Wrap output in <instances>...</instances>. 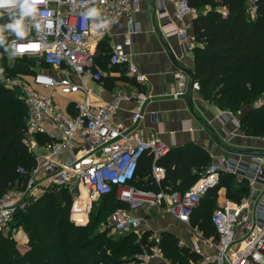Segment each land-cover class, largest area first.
<instances>
[{
  "label": "built area",
  "instance_id": "built-area-1",
  "mask_svg": "<svg viewBox=\"0 0 264 264\" xmlns=\"http://www.w3.org/2000/svg\"><path fill=\"white\" fill-rule=\"evenodd\" d=\"M94 7L100 9L101 23L110 22L109 27L121 16L130 25L133 22L130 0H44L34 14L24 19V37H17L11 30L3 37L8 57L34 59L39 68L29 75L16 76L13 85L10 78L6 79L9 86L17 88L26 108L27 136L22 142L35 157V164L29 169L18 166L16 170L23 179L16 180L0 195V246L4 238L15 239L13 220L26 211L32 200L55 187L63 188L71 197L69 216L77 224L88 219L93 203L106 197L113 196L127 205L115 207L107 217L109 227L121 233L151 231L149 223L130 213L141 207L162 205L177 220L189 222L201 198L215 188L223 173L246 179L250 187L257 182L264 186L262 157L250 155V160H244L237 154L212 161L184 191H154L133 185L143 154L151 155V177L159 183L165 174L159 160L168 154L171 146L158 136L145 137L136 129L142 118L140 107L152 101L151 92H118L109 102H93L94 89L87 81H99L103 76L89 46L96 27L88 12ZM191 9L188 0H175L172 20L161 25L164 34L177 36L185 54L192 46L188 42V26L182 22ZM255 11V1L249 0L247 14L252 17ZM158 14L165 16L167 12L163 9ZM135 33L136 28L130 27L124 38L111 46L108 65L126 63L127 76L141 83L146 81V76L129 61L127 52ZM174 79L171 96L176 98L185 93L190 77L177 69ZM191 89H200L196 79ZM77 93L83 97L69 101L71 110L63 108L55 97L59 94L69 98ZM122 100L136 103L130 125L116 120ZM258 101L264 102V96ZM227 114L239 126L238 118L231 111ZM36 135L48 140L39 142ZM210 221L214 235L206 236L202 230L194 229L196 237L190 243V251L215 264H264V195L254 209L249 208L246 200L234 202L225 198L211 213ZM154 238L159 241L160 234ZM202 245L212 251L204 252ZM151 257L152 253L142 250L134 259L121 264H149Z\"/></svg>",
  "mask_w": 264,
  "mask_h": 264
},
{
  "label": "trees",
  "instance_id": "trees-1",
  "mask_svg": "<svg viewBox=\"0 0 264 264\" xmlns=\"http://www.w3.org/2000/svg\"><path fill=\"white\" fill-rule=\"evenodd\" d=\"M254 1L256 11L253 18L246 12V0H188V3L198 7L206 2L211 5L206 14H199L192 20L195 41L193 72L200 85L199 92L221 109L237 114L245 135L261 137L264 136V102L254 103L264 96V0ZM219 3L226 8V15L215 9ZM8 20V13L3 12L0 25ZM105 43V40L99 43L97 57L94 54L96 62L107 58L108 63L110 49H105ZM5 46V40L0 39V69L3 70L0 72V195L16 180L23 179L16 170L18 166L29 169L35 164V157L22 142L26 135V108L17 88L6 83L11 76L33 72L35 60L17 58L10 66ZM35 139L39 142L48 140L41 135H36ZM209 160V155L191 142L171 147L159 160L165 174L157 184L150 173L151 155L143 154L132 183L154 191H184L205 170L203 164L208 166L211 163ZM15 161L19 164L15 165ZM229 181L236 182L233 174H221L215 188L209 190L195 208L201 214L196 225L206 236L215 233L209 210L216 202L217 190L220 184L227 185ZM238 185L228 193H248L245 179H241ZM228 198L234 202L241 200ZM70 204L71 197L59 187L32 200L19 221L26 234V248L23 252L18 251L14 240L2 239L0 264H121L134 259L136 251L142 250L139 247L145 244V237L133 242L131 234L115 237L108 236L106 231H95L108 206H111L108 215L117 206L127 207L113 196L100 201L86 224L74 225L69 220ZM160 241H163L162 245L159 244L162 252L172 260H180V255L191 259L200 257L190 249L178 246L170 234L161 233Z\"/></svg>",
  "mask_w": 264,
  "mask_h": 264
},
{
  "label": "crops",
  "instance_id": "crops-1",
  "mask_svg": "<svg viewBox=\"0 0 264 264\" xmlns=\"http://www.w3.org/2000/svg\"><path fill=\"white\" fill-rule=\"evenodd\" d=\"M130 2L133 4L132 24L127 22L125 16H121L115 19L105 31L95 28L96 33L90 38L89 46L97 57L99 43L102 40L106 42L107 48L105 49H110L114 43L120 42L124 38L130 27L136 28L133 43L127 48L128 59L136 65L139 72L146 76V81L138 83L127 76L126 63L109 66L107 58L105 61H97L103 76L99 81H87V85L94 89L93 102H109L114 99L118 92L134 93L138 90L151 92L153 94L152 101L140 107L142 118L136 124L137 131L145 137L158 136L171 147H178L189 142L196 144L209 155L211 162L219 158H229L232 154L240 155L244 160H250V155L244 154V151L264 150V136L251 137L245 135L241 131L240 125L237 126L230 120L231 116L227 114V110H223L215 103L204 99L199 90H192L189 85L190 80L183 95L176 98L171 96L176 70H194L193 48L195 41L192 33V20L199 14H206L211 8L210 3H203L199 7L190 5L191 13L185 17L182 23L188 26V42L192 49L188 54H185L177 36L164 34L161 27L162 24L172 20L175 0H130ZM248 2L249 0H246V6ZM163 9L167 14L159 16L158 11ZM215 9L223 15L227 14L226 8L221 3L216 5ZM90 18L92 23H101V14L99 17L90 16ZM55 97L63 108L71 110L69 101L82 99L83 95L77 93L69 98H64L56 94ZM135 109L136 103L134 101L122 100L116 120L125 125H130V117ZM233 116L238 118L240 122V117L237 114L233 113ZM215 134L220 143L217 142ZM260 156L262 157L260 165L264 167V155ZM235 179H238L236 182L241 181L240 178L235 177ZM247 185L249 188L248 195L241 200H246L249 208L254 209L257 200L264 195V186L259 182L252 187L248 182ZM221 190L218 189L216 195V202L220 201L219 203L223 200L218 195ZM130 213L143 218L146 223L150 224V234L154 236L161 233L170 234L176 239L177 244L181 243L179 246L184 250L190 249V243L196 237L194 229L201 230L196 225L201 220V214L198 211L192 215L187 223L174 218L162 205L136 208L130 210ZM202 250L204 252L206 250L212 251L205 245H202ZM151 253L152 257L149 264H215L211 261L202 260L201 256L198 259H191L188 256L180 255V260H172L157 246L152 249Z\"/></svg>",
  "mask_w": 264,
  "mask_h": 264
},
{
  "label": "rangeland",
  "instance_id": "rangeland-1",
  "mask_svg": "<svg viewBox=\"0 0 264 264\" xmlns=\"http://www.w3.org/2000/svg\"><path fill=\"white\" fill-rule=\"evenodd\" d=\"M17 58H11V57H8V55H7V63L10 65V66H12V65H14L15 64V62L17 61L16 60ZM34 68H39L38 67V65H37V63L36 62H34V64L32 65ZM30 73H28V74H23V75H29ZM25 77V76H24ZM10 78V84L11 85H13V82L16 80L15 78H16V76H11V77H9ZM15 87V86H14ZM259 100V99H258ZM258 100H256V103H254V104H258V103H260ZM24 136H27V135H24ZM211 160V159H210ZM209 160V161H210ZM15 165H18L19 163L18 162H16L15 161V163H14ZM207 165L206 164H203V170L205 169V167H206ZM236 180H238V179H236ZM221 186V187H220ZM220 186H219V190L220 189H222L221 190V192H220V194H218V195H220L221 196V198L222 199H225V198H228V197H232V198H234V199H240V198H242V197H245L246 195H248V193L246 194V193H241V191H239V193H237V194H234V195H232V194H229L228 193V191L230 192L233 188H236V187H239V185H238V182H235V181H229L228 182V184L227 185H221L220 184ZM240 186H241V184H240ZM231 193V192H230ZM219 197V196H218ZM220 198V199H221ZM220 201H218V202H215V204L213 205V207L209 210V212H210V215H211V213H212V211H214L216 208H218L220 205H221V203H219ZM100 202H98V203H93L92 204V208L90 209V212H89V214H88V219L83 223V224H86V223H88V221H89V219H90V216L92 215V213H93V210H96L97 208H98V204H99ZM110 208H111V206H108V209H107V211H106V215L103 217V219H101V220H99L98 222H97V224H96V226H95V231H106L107 232V235L108 236H115V237H118V236H120V235H125V234H131V236H132V240H133V242H135V241H137V240H139V238H141V237H145L146 238V242H145V244H143V246H141V247H139V248H141L142 250H146L147 252H149V253H151L152 252V249L155 247V246H157V247H159V244L160 245H162V242L163 241H155V238H154V235H152V234H150L149 232L150 231H142L141 229H139V230H137V231H129V232H121V233H119V232H115V231H113L110 227H109V225H108V221H107V217H108V212L110 211ZM198 209V208H197ZM196 211V210H195ZM69 212H70V210H69ZM209 215V216H210ZM20 218L21 217H18V218H15L14 220H13V224H14V226H16V239H14V244H15V248L18 250V251H21V252H23L24 251V249L26 248V244H25V240H26V235H25V232H24V230H23V225H21L20 224ZM69 218H70V216H69ZM74 225H77V223H74V221L70 218L69 219ZM79 225V224H78ZM178 246H179V244H177ZM142 250H140L139 251V249L136 251V253H140Z\"/></svg>",
  "mask_w": 264,
  "mask_h": 264
},
{
  "label": "clouds",
  "instance_id": "clouds-1",
  "mask_svg": "<svg viewBox=\"0 0 264 264\" xmlns=\"http://www.w3.org/2000/svg\"><path fill=\"white\" fill-rule=\"evenodd\" d=\"M44 2V0H0V10L8 13L9 20L6 24L0 25V39L3 38L2 34L5 30H11L16 34L17 37H24L26 35L24 27V19L34 14L37 11V5ZM3 12L0 11V16ZM88 15L91 17H99L100 9L91 8L89 9ZM110 22L94 24L96 28H107ZM16 49L15 54H17ZM3 70L0 69V72Z\"/></svg>",
  "mask_w": 264,
  "mask_h": 264
},
{
  "label": "water",
  "instance_id": "water-1",
  "mask_svg": "<svg viewBox=\"0 0 264 264\" xmlns=\"http://www.w3.org/2000/svg\"><path fill=\"white\" fill-rule=\"evenodd\" d=\"M185 71H186V73L190 77V83H189V85L191 87L192 86V83H193V81L195 79L194 72L193 71H189V70H185ZM215 138H216L217 142L220 143V140H219V138H218V136L216 134H215ZM243 153L244 154H248V155H258V154L264 155V150L252 149V150L244 151Z\"/></svg>",
  "mask_w": 264,
  "mask_h": 264
}]
</instances>
